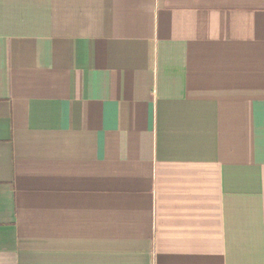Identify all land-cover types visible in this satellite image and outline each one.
Listing matches in <instances>:
<instances>
[{"label": "crops", "instance_id": "crops-1", "mask_svg": "<svg viewBox=\"0 0 264 264\" xmlns=\"http://www.w3.org/2000/svg\"><path fill=\"white\" fill-rule=\"evenodd\" d=\"M0 264H264V0H0Z\"/></svg>", "mask_w": 264, "mask_h": 264}]
</instances>
